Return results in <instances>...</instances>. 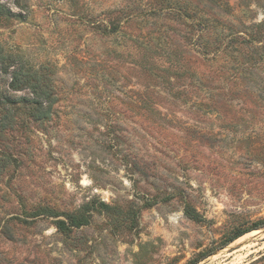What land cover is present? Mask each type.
Instances as JSON below:
<instances>
[{
    "label": "rangeland",
    "instance_id": "374dc122",
    "mask_svg": "<svg viewBox=\"0 0 264 264\" xmlns=\"http://www.w3.org/2000/svg\"><path fill=\"white\" fill-rule=\"evenodd\" d=\"M9 56L0 264H264V0H0Z\"/></svg>",
    "mask_w": 264,
    "mask_h": 264
},
{
    "label": "trees",
    "instance_id": "16d2710c",
    "mask_svg": "<svg viewBox=\"0 0 264 264\" xmlns=\"http://www.w3.org/2000/svg\"><path fill=\"white\" fill-rule=\"evenodd\" d=\"M3 59L7 62L2 64L0 72L4 76L9 77V83L6 90L0 91V109L4 111L8 110V108L17 107L24 109L28 119L33 122H43L45 120H49L57 101L56 97L49 90V86L47 84L42 86L36 74L25 70L24 66L17 60L18 58L9 56ZM17 92L23 93V95L15 97ZM6 120L7 117L3 116L0 122H6ZM101 206L107 207V205L103 202L101 203ZM86 219L87 218H85V216H81L79 218L80 224L85 223ZM55 224L59 230L66 229L65 221L58 220ZM69 225H73L71 221L69 222ZM260 227H264V224L255 226L251 230H256ZM248 231H243L235 235L226 244H224V246L235 241Z\"/></svg>",
    "mask_w": 264,
    "mask_h": 264
},
{
    "label": "bare ground",
    "instance_id": "6f19581e",
    "mask_svg": "<svg viewBox=\"0 0 264 264\" xmlns=\"http://www.w3.org/2000/svg\"><path fill=\"white\" fill-rule=\"evenodd\" d=\"M236 258V257H235ZM238 258V257H237ZM235 261V260H234ZM229 262H231V260L229 261ZM232 263V262H231ZM236 263H238V261L236 262Z\"/></svg>",
    "mask_w": 264,
    "mask_h": 264
}]
</instances>
